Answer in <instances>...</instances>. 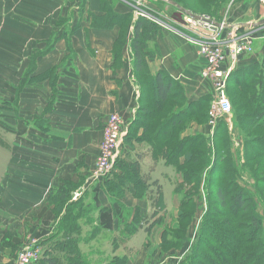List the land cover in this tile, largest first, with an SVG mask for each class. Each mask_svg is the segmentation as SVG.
Wrapping results in <instances>:
<instances>
[{"label":"crops","instance_id":"0c3cea01","mask_svg":"<svg viewBox=\"0 0 264 264\" xmlns=\"http://www.w3.org/2000/svg\"><path fill=\"white\" fill-rule=\"evenodd\" d=\"M144 2L0 0V264H14L11 256L25 241L43 251L75 203L89 211L87 222L78 219L82 233L97 229L91 241L79 244L82 254L86 244L104 242L108 256L100 255L109 260L124 256L126 264H147L162 257L163 235L181 218L179 192L188 185L182 174L163 158L153 160L139 143L124 145L139 182L125 174L119 190L110 189V175L97 176L95 166L108 116L119 113L129 125L140 108L131 37ZM107 12L131 15L125 38L121 25L105 26ZM62 21L67 23L60 27ZM120 35L125 41L117 47ZM156 43L160 58L148 65L150 74L167 72L189 101L205 95L197 49L164 31ZM242 60L237 69L248 65ZM64 187L72 191L60 203L54 193ZM158 188L160 206L151 200Z\"/></svg>","mask_w":264,"mask_h":264},{"label":"rangeland","instance_id":"374dc122","mask_svg":"<svg viewBox=\"0 0 264 264\" xmlns=\"http://www.w3.org/2000/svg\"><path fill=\"white\" fill-rule=\"evenodd\" d=\"M155 1L145 0L143 7H141V4L137 7L141 13L145 12L148 16L155 18V21L149 20L147 16L146 18L138 15L137 18L148 19L156 23L160 31L176 34L177 37L184 39L186 43L195 47L190 41L188 42V39H193V35L185 29V14L175 7L177 5L174 1L168 0L165 4H159ZM175 1L179 2L185 11L192 15L209 17L216 23L224 22L227 26L255 24L261 20H259L261 16L264 18V0ZM81 8L80 6L79 9L81 10ZM130 21L121 25L123 38H125L128 27L131 25ZM65 23L67 22L62 21L59 26L63 27ZM263 26L251 29L241 26L239 31H236V35L247 33L252 39L253 54L243 57L242 62L247 60L248 65L233 71L234 75L232 74L228 78L225 96H227L233 110L229 122L222 120L214 128L209 129L208 112L213 101L210 93L204 99L200 97L195 101H189L186 95L184 97L185 89L179 82L177 89L178 91L182 90L183 99L180 97L181 92H178L176 98L181 99L179 102L169 101L164 106H159L151 92V85L143 81L145 76L136 79V86L142 95V112H149V115H138L143 120L146 117L144 123L132 127L128 138L134 140L133 143L144 140L139 144H144V150L149 149L152 153V159L155 161L161 159L159 150H165L166 153H176L179 159L183 158L182 154L185 148H189V144L196 147L195 154L201 153L197 157L195 165H184L182 169L185 178L186 172L189 170L188 175L195 176L193 173L196 174L194 182L187 185L186 188L180 189L179 192L183 197V201L188 198L191 202L188 206L181 208V219L180 221L177 220L174 229H168L166 234L163 235L164 239L159 247L162 257L146 261L147 264H151V262L153 264H217L220 257L225 261V264H239L243 254L237 255L234 260L229 259L226 251L222 249L223 246L229 250V244L219 239L217 230L210 231L208 227L204 229L207 222L214 224V227H220L222 235L235 231V234L239 238H243V241L248 236L252 239L251 237L256 235L259 241L261 239L264 242V114L260 118H255L250 103L245 99L248 88L242 92L234 86V82L239 79H245L249 75L255 77L256 68L252 65L257 64L256 73L261 82L258 91H260L259 94H264V67L261 65L264 58ZM224 31L220 33V37H225L226 32ZM157 48L159 50L158 45ZM159 56L160 50L158 59ZM249 81L252 82L251 79ZM205 91H207L206 87ZM182 109H186V111L195 110L196 115L184 118L185 114L179 113ZM171 116H175L176 120L178 118L184 120L174 131L168 130L161 143L156 144L153 138L154 132L158 126L166 123ZM134 118L132 119L134 120ZM146 121L147 124H145ZM144 125H147L149 129L148 133L150 134H148V137L147 134L145 136L142 134V126ZM218 125L220 126L218 127ZM204 127L206 128L205 134L202 132ZM191 129L193 130L190 131ZM181 140H184L183 145H180ZM199 147H202V151H198ZM176 162L177 159L172 161L173 164ZM178 162L180 161L178 160ZM179 170V175H181L182 171ZM218 188H227L228 193L231 195L237 194L238 191L247 192L244 196L252 199V202L247 204L248 211L245 214L240 213L238 216L231 218V209H229L231 206L222 209L218 205L215 197V191ZM252 211V215L257 218V223L254 220L250 224L249 213ZM69 214L72 215V211ZM88 225H91V223ZM252 227L256 231L252 230ZM259 227L260 231L258 230ZM83 233L86 234L88 231L84 230ZM218 239L221 241L222 246L219 245ZM255 241H252L250 249L255 247L253 244ZM105 244L104 242H100L95 246L86 244L87 246L84 247L83 252L89 264H108L109 259L102 258L108 256ZM18 251L16 249L15 254L11 256L14 260ZM102 251L105 253L103 254ZM121 252L120 249L118 253ZM101 253L104 256L100 255ZM123 253L127 255L128 252L123 250ZM251 264H256V262L252 260ZM260 264H264V262L261 261Z\"/></svg>","mask_w":264,"mask_h":264},{"label":"trees","instance_id":"16d2710c","mask_svg":"<svg viewBox=\"0 0 264 264\" xmlns=\"http://www.w3.org/2000/svg\"><path fill=\"white\" fill-rule=\"evenodd\" d=\"M166 1L156 0L155 2L159 4H165ZM172 1H174V3L177 6H180V9L185 11V9L182 7V5L179 2L175 0ZM102 8L103 9L105 8L103 1H102ZM106 15L107 16L104 24L107 28H110L115 25H122L128 20L130 21L131 18V15L129 14L116 15L114 13L107 12ZM101 20L103 19H99V21ZM132 24H133V31L131 37V50L133 57L132 60H133V70H134L135 79L145 76V79H143V81L144 83L151 85L152 88L151 92L153 93L155 102L159 106H164L169 101L179 102L181 99L176 98L178 92H181V95L180 94L179 95L183 99L182 90L178 91L177 89V85L179 84V82L173 80L170 77V75L165 71L160 70L156 74L151 75L148 70V65L154 62L156 59H158L159 50L157 48L156 39L158 34L160 33L159 26L156 23L149 21L148 19H143L140 17L137 18ZM95 25L100 26L101 24L95 23ZM124 41L125 39H122L120 35L116 46L117 47L122 46ZM261 65L264 67V58L261 61ZM252 67L256 69L258 68L257 64L252 65ZM256 69H255V77H252L251 75L249 76L247 75L248 77H246L245 79H239L235 81L234 86H236L237 89L242 92L245 91L246 88H248L245 99L250 103V108L252 112L255 114L254 115L255 118H260L264 114V94L263 93L259 94L260 91H258L261 82L256 73L257 71ZM232 74L233 73H231L230 76ZM250 79L252 82L249 81ZM207 96L208 95L206 96L204 95L201 97V99L202 98L204 99ZM184 97H185V93H184ZM141 98H140V108L137 110L134 120L128 126L127 134L124 137V142H123L124 145H130L134 141L128 138L129 132L132 129V127L134 128L135 125H140L144 123L146 117L143 120V118H140L138 115H142V116L143 114H145L144 116L149 115V112H145V113L142 112L143 108L141 106ZM179 113L180 114L184 113L185 114L184 118L193 117L196 115L195 110L186 111V109H182V111H180ZM175 118H176L175 116H171L168 119V121H166V123H162L160 126H158L153 136L156 144L161 143V140L165 138L168 130L171 129V131L172 130L174 131V129L177 128L184 120L183 118L182 119L178 118L177 120ZM145 124H147V121L145 122ZM219 126L220 125H218V127ZM148 131L149 129L147 128V125L142 126V132H143L142 134L144 136L145 134H147V137L149 136L148 134L150 133H148ZM143 141L144 140H140L139 142H143ZM183 142L184 140H181L180 145H183ZM159 151H160L159 153L161 154L160 157L163 158L166 163L173 165L177 172H180L179 169H181L182 171L184 165H190V166L193 164L195 165V163L197 162V157L201 154V153L195 154V152L197 151L196 147H193L192 145L189 144V148H185L184 153L182 152L183 153L182 155L184 156V161L180 165L178 164L179 158L177 157L176 153H171V152L166 153L165 150L163 151L159 150ZM198 151H202V147H199ZM176 159L177 162L173 164L172 161L173 160L175 161ZM136 167H137V163L134 161H128L126 157L123 160L116 161L115 168H116V172L117 171L119 172L118 173L119 175L116 174V172L110 174V176L107 177L106 185L109 186L110 189L116 191L119 190V187L117 186L116 183H119L120 178H122V176L125 174L132 176L134 182H139V179L137 180V177L134 176ZM189 171L186 172V178H185V173L183 171L181 173L184 179V183L186 182L188 185L192 184L196 178L195 173H193L195 176L188 175ZM71 191L72 189L70 187H64L62 189H59L56 193H54L55 199L60 203L67 202L70 199ZM244 194H247V192L238 191L237 194L231 195L230 193H228L227 188H218L215 191V197L220 208L226 209L229 206H231L229 208L231 209L230 212L231 218L234 216H238L240 213L245 214V212L248 211L247 204L252 202V199L249 197H245ZM185 199H186L185 201L181 200V208L183 207V204L184 206H188L189 203L191 202L188 198ZM151 200L153 201V203L156 204V206L157 204L160 206L161 192L159 188L156 191L155 196L151 198ZM75 204L76 205L67 208L65 215L61 219V225L58 227V234H57L58 236L52 239L51 241L45 243L42 259L39 260L38 264H89L88 260L85 258V255L81 253L79 249V244L88 243L89 241H91L92 240L91 236L95 237V235L97 234L96 233L97 229H93L92 226H90L89 228L90 230L88 231V233H86V235H90L89 236L90 239L88 238L86 240H83L84 238L81 236H83L84 233H82V228L80 227V223L78 222V219L82 218V220L84 219L87 222L88 221L87 216L89 214V211L88 209L84 208L82 205L77 206V203ZM71 211H72V215L69 214ZM252 214L253 211L249 213L251 219L250 224L254 220H256L257 223V218H255ZM145 219H146L145 217H141L139 218L138 221L141 222L142 220ZM152 225L148 226L145 229V232H148ZM207 227L210 231L212 230L214 231V229L217 230V236L219 237V239H222L224 242L229 244L228 247L230 249L228 250L222 246L221 241L218 239L219 245L222 246V249L226 251L229 259L234 260L237 255L243 254V258L241 259L239 264H241V262L242 264H251L252 260L255 261L256 264H260L261 261L262 263L264 262V242L263 240L261 241V239L259 241L256 235H253L251 237L252 239L248 238L250 236L248 237L246 236L247 238H245V241H243V238H239L235 234V231H232V233L229 232V234L226 235H222L220 227L218 226L214 227V224H210L209 222H207L206 225H204V229ZM133 230L134 227L128 230V233H132ZM252 230L256 231V229H254L253 227ZM258 230L260 231V227ZM254 240H256L253 243L255 247L250 249L252 245V241ZM126 262H127L126 257H121V258L113 257L109 260L108 264H126ZM217 262H218L217 264H225V261H223L221 257L218 259Z\"/></svg>","mask_w":264,"mask_h":264},{"label":"built area","instance_id":"2783aa9c","mask_svg":"<svg viewBox=\"0 0 264 264\" xmlns=\"http://www.w3.org/2000/svg\"><path fill=\"white\" fill-rule=\"evenodd\" d=\"M184 14L185 29L193 35V39H188V42L195 45L199 58L198 80L207 88L205 95L210 93L213 97L208 112V125L211 129L218 122H229L231 119L233 110L225 96L228 78L238 68L243 57L253 54V41L247 33L236 35L240 25L227 26L224 22L216 23L209 17L195 16L188 12ZM138 15L156 20L140 10H137L136 16ZM223 31L226 32L225 37H220ZM128 126V122L119 113L108 116L102 130L100 152L95 164L97 176L107 177L116 172V161L126 157L123 140ZM42 255L43 251L35 242L25 241L17 252L14 264H38Z\"/></svg>","mask_w":264,"mask_h":264},{"label":"water","instance_id":"95a60500","mask_svg":"<svg viewBox=\"0 0 264 264\" xmlns=\"http://www.w3.org/2000/svg\"><path fill=\"white\" fill-rule=\"evenodd\" d=\"M163 1H166V0H163ZM166 2H168V1H166ZM170 3V2H169ZM172 5V4H171ZM174 6H175V4H174ZM177 9H179V10H181V12H183V13H187L186 11H184V10H182V9H180V8H178V6H175ZM264 25V18H262L260 21H258V22H256L255 24H250V25H245L246 27H250V28H254V27H257V26H263Z\"/></svg>","mask_w":264,"mask_h":264}]
</instances>
